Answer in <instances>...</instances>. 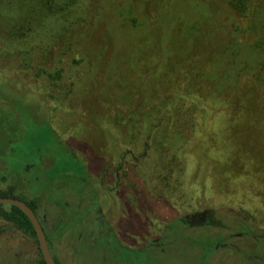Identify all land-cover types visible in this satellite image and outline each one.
Here are the masks:
<instances>
[{
	"label": "rangeland",
	"instance_id": "1",
	"mask_svg": "<svg viewBox=\"0 0 264 264\" xmlns=\"http://www.w3.org/2000/svg\"><path fill=\"white\" fill-rule=\"evenodd\" d=\"M83 1L98 11L41 32L30 65L0 50V192L39 203L60 264H264L263 54L243 21L220 0ZM76 177L120 247L77 220ZM207 208L223 226L178 220ZM41 258L0 216V264Z\"/></svg>",
	"mask_w": 264,
	"mask_h": 264
},
{
	"label": "trees",
	"instance_id": "2",
	"mask_svg": "<svg viewBox=\"0 0 264 264\" xmlns=\"http://www.w3.org/2000/svg\"><path fill=\"white\" fill-rule=\"evenodd\" d=\"M220 1L225 4L226 9L228 8L227 10L231 16H236V18H240L243 21V26H240V30L241 32L247 33V39L250 40L251 45L262 52L263 59L261 68L264 69V0ZM84 8H93L95 12L98 11V7H89V3L83 0H0V50L2 49L6 56L13 55L17 52L24 57V61L26 60L25 55H28L30 65L33 60V55H31L32 51L39 43L40 38L44 36V33L41 32L48 29L55 30L56 26H60L56 31V35L53 36V38L58 39L69 25L79 23L85 19V17L80 15V12ZM88 13H90V10ZM49 50H53L50 43L48 44L47 51ZM47 58L51 61V58ZM182 110L180 107L175 110L177 113L180 112V117L184 114ZM45 149L46 154L49 155L51 148H48V145H46ZM3 150L5 151L6 149L2 147L0 149V155L4 153ZM49 160L50 157L47 156L41 162V166L44 168L51 166L53 160L50 165ZM31 166L32 163L27 164V169ZM64 175L67 176V174L58 175L56 180L67 181L61 179ZM39 178L40 176H38ZM75 180L77 184L79 183L84 187L82 195L85 197L84 204L82 202L79 203L80 209L76 211V213H81L82 206H84L85 214H82L79 218L76 216V218L81 222L85 218L90 217V221L92 222L94 215L102 214L96 192L93 187L91 190L86 189L87 185H92L87 177H76ZM56 184V182L53 183V179H50L45 186V193L48 194V192H51ZM17 190V185L13 184L6 190L1 191L0 195L23 199L37 211L39 203H36L35 199L29 200L21 194H17ZM0 216L8 221L14 222L18 228L36 237L32 222L18 206L10 204L6 207L0 204ZM178 220L185 227L189 228L196 226H223L216 211L211 208L187 213ZM55 259L60 264L56 257ZM38 264H46L43 257L38 261Z\"/></svg>",
	"mask_w": 264,
	"mask_h": 264
},
{
	"label": "water",
	"instance_id": "3",
	"mask_svg": "<svg viewBox=\"0 0 264 264\" xmlns=\"http://www.w3.org/2000/svg\"><path fill=\"white\" fill-rule=\"evenodd\" d=\"M8 203L21 208L33 224L42 257L46 264H58L49 246L45 230L34 209L23 199L13 196H1L0 204Z\"/></svg>",
	"mask_w": 264,
	"mask_h": 264
},
{
	"label": "flooded vegetation",
	"instance_id": "4",
	"mask_svg": "<svg viewBox=\"0 0 264 264\" xmlns=\"http://www.w3.org/2000/svg\"><path fill=\"white\" fill-rule=\"evenodd\" d=\"M84 169H86V166L84 165ZM29 173H32L31 171H29ZM91 186L93 187V189L95 190V187H94V184L91 182ZM78 191H79V193H83L84 192V187H82V185H78ZM86 189H87V187H86ZM88 190V189H87ZM95 192H96V195H97V198H98V203H99V205H100V208H101V211H102V207H101V204H100V200H99V197H98V192H97V190H95ZM35 211V210H34ZM36 212V214H37V216L39 217V219H40V221H41V223H42V226H43V228H44V222L43 221H45L46 220V215L44 214V217L41 219L40 218V216H39V213H38V211H35ZM93 221L91 222V221H89V223H87V224H90V225H88L89 227H94V228H98V231H99V233H101V235L102 236H105L104 238H107L108 237V235L109 234H111L112 235V238L115 240V242H116V246L117 247H120L119 245V241L117 240V238H115V237H117L115 234H113V232H112V230L109 228V225H108V222H107V220L105 219V217H104V214H103V211H102V214H100V215H94L93 216ZM22 230V229H21ZM44 230H45V233H46V229L44 228ZM23 231V230H22ZM25 232V231H24ZM27 233V232H26ZM46 236H47V240H48V243H49V246H50V242H49V238H48V235H47V233H46ZM36 239H37V237H36ZM38 242V241H37ZM39 245V244H38ZM122 248V247H121ZM42 254V253H41Z\"/></svg>",
	"mask_w": 264,
	"mask_h": 264
}]
</instances>
